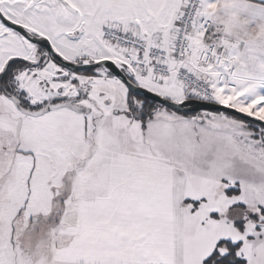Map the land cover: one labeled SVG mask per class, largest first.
I'll use <instances>...</instances> for the list:
<instances>
[{"label":"snow or ice","instance_id":"6c2138e0","mask_svg":"<svg viewBox=\"0 0 264 264\" xmlns=\"http://www.w3.org/2000/svg\"><path fill=\"white\" fill-rule=\"evenodd\" d=\"M0 264H264V0H0Z\"/></svg>","mask_w":264,"mask_h":264}]
</instances>
